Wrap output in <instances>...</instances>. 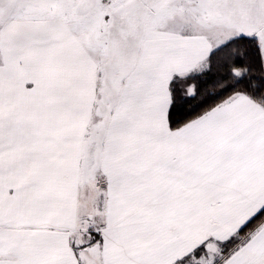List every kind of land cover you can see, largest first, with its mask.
<instances>
[{
    "label": "snow or ice",
    "instance_id": "6c2138e0",
    "mask_svg": "<svg viewBox=\"0 0 264 264\" xmlns=\"http://www.w3.org/2000/svg\"><path fill=\"white\" fill-rule=\"evenodd\" d=\"M0 264H264V0H0Z\"/></svg>",
    "mask_w": 264,
    "mask_h": 264
}]
</instances>
